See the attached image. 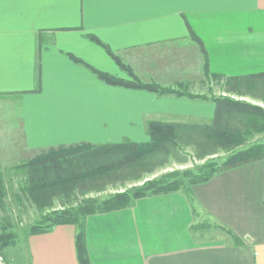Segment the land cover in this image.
<instances>
[{
    "label": "crops",
    "instance_id": "0c3cea01",
    "mask_svg": "<svg viewBox=\"0 0 264 264\" xmlns=\"http://www.w3.org/2000/svg\"><path fill=\"white\" fill-rule=\"evenodd\" d=\"M89 67L175 93L109 85ZM225 99L264 108V0H0L6 180L22 181L14 169L54 148L147 142L151 122L210 125ZM191 196L88 216L91 264H264V159L216 174ZM77 234L65 224L31 235L23 257L80 264Z\"/></svg>",
    "mask_w": 264,
    "mask_h": 264
},
{
    "label": "trees",
    "instance_id": "16d2710c",
    "mask_svg": "<svg viewBox=\"0 0 264 264\" xmlns=\"http://www.w3.org/2000/svg\"><path fill=\"white\" fill-rule=\"evenodd\" d=\"M77 63L82 61L71 57ZM89 69L109 85L143 90L158 95L174 94L175 91L156 84L142 83L138 78L124 81L108 74ZM214 120L207 126H183L162 122H151L148 126L150 140L134 142L124 140L119 143L79 144L54 148L16 167L14 170L24 175L20 192L24 198L35 204L42 212L54 197L73 198L86 195L89 191H99L108 185H125L137 182L151 174L160 161L162 164L176 150L194 146L199 158L216 155L219 150L231 153L222 163L208 162L195 174L191 171L171 173L157 179L145 181L131 191L116 193L107 199L87 198L77 208L63 209L61 212L46 214L49 225H33L26 232L25 240L34 234L51 231L58 225L78 226L76 239L80 264H91L85 244V220L88 216L124 209L133 206L137 200L176 191L184 192L192 200V188L210 180L216 174L235 169L264 159V143L239 150L253 131H264V108L248 102L230 99L218 100ZM195 142H190L191 140ZM182 148V149H181ZM8 180L0 171V210L6 213L5 199ZM76 192H78L76 194ZM44 218V219H45ZM4 219V218H3ZM234 241L240 240L231 232ZM18 244V237L7 226L0 229V256Z\"/></svg>",
    "mask_w": 264,
    "mask_h": 264
},
{
    "label": "rangeland",
    "instance_id": "374dc122",
    "mask_svg": "<svg viewBox=\"0 0 264 264\" xmlns=\"http://www.w3.org/2000/svg\"><path fill=\"white\" fill-rule=\"evenodd\" d=\"M117 137L119 139L121 134H118ZM246 140L247 141L238 148L239 150L246 149L247 147L256 144L264 143V131H253V133L250 134ZM190 142L196 143V141L193 139ZM184 148V150L181 148L182 150H176V152H173L172 155L165 161V163L162 164L160 161H158L155 171L151 174L145 175L140 181L127 182L122 186L108 185L99 191H89L86 193V195H82L80 192L81 195H75L73 198L71 197L69 199L66 197H54L42 212L39 211V208H37L35 204L31 203V201H29L27 198H24V194L19 191L21 188L19 181L8 180V184L6 186L7 196L5 199V207L7 211L6 213H3V211L0 210V229L2 226H7L9 230H11L18 237V244L14 247L8 248L4 252V257L7 260V264H27L26 258L23 257L25 255L23 242L26 232L33 225H49L48 220L45 217V219L42 218L46 214L48 215V213H51L52 215L56 211L61 212L65 208H77L78 205L87 198H96L97 200L101 201L116 193L131 191L133 187L142 185L147 180L157 179L163 175L174 172L183 173L186 171H191L196 174L198 169H202L208 162L214 161L216 163H222L225 158L233 153L219 150V152L214 156L199 158L193 149L194 146L188 145ZM22 176L25 177L24 175ZM21 183L23 185L24 181H21ZM77 193L78 192H76V194ZM199 226L208 230L213 227L207 222L201 223Z\"/></svg>",
    "mask_w": 264,
    "mask_h": 264
},
{
    "label": "built area",
    "instance_id": "2783aa9c",
    "mask_svg": "<svg viewBox=\"0 0 264 264\" xmlns=\"http://www.w3.org/2000/svg\"><path fill=\"white\" fill-rule=\"evenodd\" d=\"M0 264H7V260L4 256H0Z\"/></svg>",
    "mask_w": 264,
    "mask_h": 264
}]
</instances>
